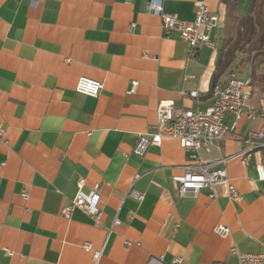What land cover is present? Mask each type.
Instances as JSON below:
<instances>
[{
	"label": "crops",
	"instance_id": "0c3cea01",
	"mask_svg": "<svg viewBox=\"0 0 264 264\" xmlns=\"http://www.w3.org/2000/svg\"><path fill=\"white\" fill-rule=\"evenodd\" d=\"M148 1L0 0V264H172L176 256L179 264H237L232 245L264 252V180L254 167L264 168V140L247 162L243 152L259 117L241 119L219 148L200 150L226 158L214 167L226 168L239 201L205 191L180 197L173 176L189 159L175 138L132 152L153 130L160 101L204 109L223 76L214 77L219 51L190 53L176 33L163 35ZM157 1L191 21L199 0ZM202 1L224 17L222 0ZM79 77L102 83L96 97L75 91ZM248 104L264 114V92L255 89ZM135 175L141 200L127 195ZM81 177L85 191L99 185L98 223L78 208L60 213ZM115 217L120 223L108 232ZM219 223L227 236L213 231Z\"/></svg>",
	"mask_w": 264,
	"mask_h": 264
},
{
	"label": "built area",
	"instance_id": "2783aa9c",
	"mask_svg": "<svg viewBox=\"0 0 264 264\" xmlns=\"http://www.w3.org/2000/svg\"><path fill=\"white\" fill-rule=\"evenodd\" d=\"M146 11L155 12L160 18V28L163 35L176 33L180 39L188 44L190 53L198 46H205L211 51H219L221 36L225 20L218 12L211 11L206 3L199 0L195 4L194 17L191 21L180 19L174 13L163 9L160 1L150 0L146 5ZM213 35V36H212ZM137 84L136 80L130 81L127 93H132ZM102 88V83L89 77H79L75 83V91L96 97ZM254 87L248 79L238 75L233 69H228L223 76L214 81L212 86L213 104L204 109L181 108L173 105L171 101H160L156 107V119L153 130L150 133L140 134L132 152L138 156L144 155L150 145L160 144L163 137H172L179 141L188 157V163L182 166V173L173 176L177 193L180 197L191 195L198 196L205 191L208 198L215 199L224 196L230 201H239L241 195L235 185L230 181L224 166L214 167L217 162H225L226 158L216 161L204 158L200 150L209 152L213 147L219 148V141L229 132L234 130L237 123L243 119H261L256 130H250L245 138L247 148L245 161L249 157V151L264 140V114L248 104V99L254 91ZM189 95L196 96L197 91H190ZM231 115L227 120L226 116ZM2 129H0V135ZM260 141V142H259ZM259 180H264V168L261 164L254 165ZM135 175L129 186L127 195L136 200L143 198V192L134 187ZM84 178L76 181V191L68 203L62 206L60 213L69 217L75 208L84 211L94 222H99L102 214L99 201V185L93 184L89 191H85ZM24 197L27 193L22 194ZM120 223L117 217L112 225L106 227L108 232L114 225ZM213 231L220 236H227L230 232L226 224L219 223L213 227ZM82 248L88 251L89 243H83ZM9 255L12 252L4 249ZM230 252L237 257V264H264V252H245L232 245ZM100 251H93L92 257L97 261ZM181 258L176 256L172 264H179ZM164 264L156 258H150L147 264Z\"/></svg>",
	"mask_w": 264,
	"mask_h": 264
},
{
	"label": "trees",
	"instance_id": "16d2710c",
	"mask_svg": "<svg viewBox=\"0 0 264 264\" xmlns=\"http://www.w3.org/2000/svg\"><path fill=\"white\" fill-rule=\"evenodd\" d=\"M240 1L222 0L225 25L214 77L243 65L247 68L244 78L264 92V0H247L244 11L239 10Z\"/></svg>",
	"mask_w": 264,
	"mask_h": 264
},
{
	"label": "rangeland",
	"instance_id": "374dc122",
	"mask_svg": "<svg viewBox=\"0 0 264 264\" xmlns=\"http://www.w3.org/2000/svg\"><path fill=\"white\" fill-rule=\"evenodd\" d=\"M243 67H244L243 65H236L235 67H233V69L238 73L239 76L245 77L246 76V72L242 73Z\"/></svg>",
	"mask_w": 264,
	"mask_h": 264
},
{
	"label": "bare ground",
	"instance_id": "6f19581e",
	"mask_svg": "<svg viewBox=\"0 0 264 264\" xmlns=\"http://www.w3.org/2000/svg\"><path fill=\"white\" fill-rule=\"evenodd\" d=\"M154 264H159V263H154Z\"/></svg>",
	"mask_w": 264,
	"mask_h": 264
}]
</instances>
